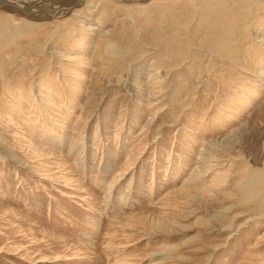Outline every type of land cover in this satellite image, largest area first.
<instances>
[{"label":"rangeland","instance_id":"1","mask_svg":"<svg viewBox=\"0 0 264 264\" xmlns=\"http://www.w3.org/2000/svg\"><path fill=\"white\" fill-rule=\"evenodd\" d=\"M48 1L0 9V264H264V0Z\"/></svg>","mask_w":264,"mask_h":264},{"label":"bare ground","instance_id":"2","mask_svg":"<svg viewBox=\"0 0 264 264\" xmlns=\"http://www.w3.org/2000/svg\"><path fill=\"white\" fill-rule=\"evenodd\" d=\"M25 1H23V0H0V9H2V10H8V11H11L12 13L14 11H16L17 13H20L22 16H24L26 18H31L32 17V19H36V20H38V22L45 21V19H48V17H50L52 15V14L51 15H47L46 14V15H43V16L42 15L41 16L38 15L35 12V9H37L35 7V5L33 6V3L29 4L28 3L29 0H27L26 3H25ZM30 1L31 2L34 1L35 3L37 2V0H30ZM52 1H55V0H52ZM82 1L83 0H59L57 4H51L50 3L51 0H50V2L48 1L47 4H45V5L41 4V2H39V4L43 5V6H40L39 5V9L40 10L41 9L42 10L43 9L44 10H49L50 8L53 7L52 5H54V6H66L69 9L67 11H65V12L69 13V12L73 11V9L75 7L81 5L82 4ZM132 2H134V1H132ZM61 12L59 11V13H61ZM53 18H55V17L53 16ZM32 22L35 23L34 20H32ZM231 235L232 234H230L228 236V238H230Z\"/></svg>","mask_w":264,"mask_h":264}]
</instances>
